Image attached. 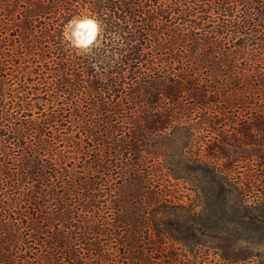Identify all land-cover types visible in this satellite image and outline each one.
Segmentation results:
<instances>
[{"label":"trees","instance_id":"16d2710c","mask_svg":"<svg viewBox=\"0 0 264 264\" xmlns=\"http://www.w3.org/2000/svg\"><path fill=\"white\" fill-rule=\"evenodd\" d=\"M82 16L97 24L87 46L65 34ZM62 119L87 142L78 169L39 138ZM211 216L264 226V0H0V264H160L159 235L199 244L178 223Z\"/></svg>","mask_w":264,"mask_h":264},{"label":"rangeland","instance_id":"374dc122","mask_svg":"<svg viewBox=\"0 0 264 264\" xmlns=\"http://www.w3.org/2000/svg\"><path fill=\"white\" fill-rule=\"evenodd\" d=\"M82 17H75L71 19L66 25L65 34L68 40L75 44V41L72 37V27L74 23L81 19ZM96 23V22H95ZM97 33V32H96ZM49 81L48 78L44 82ZM29 86L31 87V92L28 95V98L25 99L26 102H30L32 107V116L35 117L38 111L36 102L42 103L41 100L43 97V92L40 89V86L43 83H36L35 80H29ZM17 87L18 85L15 84ZM37 87V89H35ZM18 90L20 89L17 87ZM25 94L24 92H20ZM261 102L263 100H260ZM48 104H45L44 109L48 111ZM254 105L246 107H241L237 113L247 115L250 111H253ZM255 108H257L255 106ZM51 123V125H50ZM48 128L44 129L43 133L39 138H50V148L55 153V157L58 159L60 165H63V170H70L72 168L78 169L84 161L89 158V153L87 150V142L84 139L82 127L71 119L70 122L64 119L50 122ZM46 133V134H45ZM38 135V132H37ZM36 140V138L32 137ZM27 140V139H26ZM238 164L235 166V174L238 171L239 176L245 175V161L240 159ZM170 182H173L172 193L181 200L184 204L193 202L196 199V191H194L191 186L182 180H174L169 178ZM25 182L21 181L18 183V187H24ZM172 187V186H171ZM197 200V199H196ZM201 208V205L194 206V211L198 212ZM108 217H114L113 212H108ZM161 210H159V228L172 229L174 227L175 219L171 218H162ZM222 215V214H220ZM221 217V216H220ZM112 219V218H111ZM177 224V223H176ZM179 224H182L179 225ZM200 226L199 231L197 232V240L201 243L199 244H190L184 245L181 242L173 240L168 235L161 238L159 235V262L160 264L166 263L168 251L177 252L176 255L181 258V263L191 264H220L226 262V259H223V256L229 255H247V258L244 261H237L239 264H264V226L261 224H251V223H236L234 221H229L227 219H216L215 216H211L205 220V225H196L191 221H180L178 226L180 228H185L188 225ZM255 228L258 230L255 231ZM150 237L147 235L141 236L142 242L140 243L143 246L152 245L149 243ZM153 241H156L154 239ZM219 243H235L233 249L231 248H219ZM157 244V243H156ZM137 251V250H136ZM135 251V252H136ZM155 256H158L155 254ZM176 263V264H181Z\"/></svg>","mask_w":264,"mask_h":264},{"label":"bare ground","instance_id":"6f19581e","mask_svg":"<svg viewBox=\"0 0 264 264\" xmlns=\"http://www.w3.org/2000/svg\"><path fill=\"white\" fill-rule=\"evenodd\" d=\"M75 28L73 29V36H75V34H83V33H92L94 36L96 35L97 32V24L95 23V21L93 19L90 18H81L79 20H77L74 23ZM74 39V37H73Z\"/></svg>","mask_w":264,"mask_h":264},{"label":"water","instance_id":"95a60500","mask_svg":"<svg viewBox=\"0 0 264 264\" xmlns=\"http://www.w3.org/2000/svg\"><path fill=\"white\" fill-rule=\"evenodd\" d=\"M86 18H90V17H86ZM90 19H92V18H90ZM74 28H75V26L73 25L72 32H73ZM72 35H73V33H72ZM73 37H74V41H75L76 45L87 46L95 40L96 35L94 36L92 33H83V34L79 33V34H75V36H73Z\"/></svg>","mask_w":264,"mask_h":264}]
</instances>
